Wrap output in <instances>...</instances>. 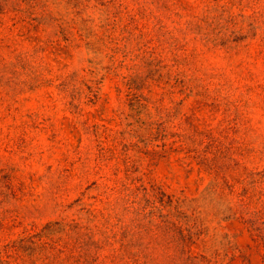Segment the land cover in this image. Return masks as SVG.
Listing matches in <instances>:
<instances>
[{"label":"rangeland","instance_id":"rangeland-1","mask_svg":"<svg viewBox=\"0 0 264 264\" xmlns=\"http://www.w3.org/2000/svg\"><path fill=\"white\" fill-rule=\"evenodd\" d=\"M0 264H264V0H0Z\"/></svg>","mask_w":264,"mask_h":264}]
</instances>
